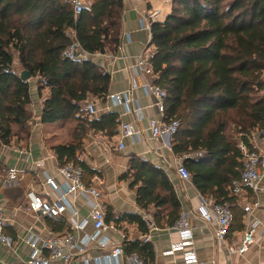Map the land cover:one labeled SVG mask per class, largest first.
<instances>
[{
    "label": "trees",
    "instance_id": "1",
    "mask_svg": "<svg viewBox=\"0 0 264 264\" xmlns=\"http://www.w3.org/2000/svg\"><path fill=\"white\" fill-rule=\"evenodd\" d=\"M162 22L150 25V66L154 84L165 91V123L179 121L171 137L172 154L184 159L190 183L202 197L218 203L234 198L232 181L243 169L237 148L250 147L264 130V0H171ZM122 0H90L75 18L70 0H0V142L9 143V125L30 120L31 103L26 71L37 93L49 90L40 114L42 124L76 119L74 139L89 132L109 138L117 134L118 114L99 117L85 106L104 100L110 76L91 60L80 63L63 57L73 31L82 51L93 56L116 52L121 40ZM79 144L53 149L60 167L74 163L84 181L95 173L77 158ZM2 167L0 166V174ZM136 188V203L164 211L166 227L180 214V204L164 173L132 157L123 176ZM86 180V179H85ZM231 212H232V208ZM155 221L160 219L157 215ZM128 222L147 233L135 215L106 216L114 226ZM124 254L135 253L144 264L153 251L141 241L122 244Z\"/></svg>",
    "mask_w": 264,
    "mask_h": 264
},
{
    "label": "crops",
    "instance_id": "2",
    "mask_svg": "<svg viewBox=\"0 0 264 264\" xmlns=\"http://www.w3.org/2000/svg\"><path fill=\"white\" fill-rule=\"evenodd\" d=\"M84 1L87 5L90 4V0ZM122 1L121 40L118 50L90 57L93 63L110 76L108 94L104 100L93 102L95 114L91 117L117 113L120 124L114 137L89 132L81 141L75 140L74 132L78 125L76 119L42 124L40 114L49 90L44 89L39 96L36 82L28 80L31 103L27 112L30 120L26 125H22L18 120L11 123L8 128V145L0 142V208L8 220L4 233L14 241L13 250L0 248V264H22L28 260L30 249L25 240L29 232L38 237L49 233L71 232L78 239L84 234H91L90 205L81 196H66L76 212L75 216L68 210L57 218L25 211L28 194L49 202L57 200L58 192L63 190L64 181L58 172L60 164L53 149L75 143L80 146L77 158L95 173L92 178L85 177L83 182L87 187H99L106 216L119 218L135 215L140 217L147 228V233L143 234L137 224L122 222L114 226L109 223L113 228L104 233L105 238L122 245L125 240L142 241L143 236L149 235L148 244L154 257L151 264H184L181 252H169L170 245L178 241V235L165 226L168 207L160 213L152 207L141 209L136 203V188H131L130 181L123 179L128 171L129 160L134 157L148 162L164 173L179 201L180 214L189 213L193 228L191 249L198 259L197 264H264V191L256 195L247 190L233 194L234 198L230 199L233 220L225 238V246L220 245L215 239V228L207 226L197 213L200 195L190 181H183L176 173L177 157L170 149L171 138L159 141L151 138L149 121L160 118L153 106L152 97L143 89L148 79L139 75L134 67L136 57L145 50H150L147 44V16L158 12L156 22L164 21L169 14L171 0ZM130 90V98L137 101L142 108L140 121L134 113H125L122 106L115 105L110 99L111 95L129 93ZM123 123H129L139 131V137L122 140L120 125ZM121 140L124 143L123 149L118 148ZM11 169L15 170V176L14 180L8 183ZM47 179H51L52 185L47 184ZM260 186L264 190V177ZM254 201H257L258 205L249 213H245L244 206ZM155 215L160 217L158 221L153 219ZM143 216L145 220L142 219ZM82 221L88 222L84 229L75 230L72 223ZM251 222H256L258 227L249 250L242 256L229 253L227 248L236 247L240 243L247 224ZM102 253L103 251L95 248L88 249L83 256L75 257L73 264H93V259Z\"/></svg>",
    "mask_w": 264,
    "mask_h": 264
},
{
    "label": "built area",
    "instance_id": "3",
    "mask_svg": "<svg viewBox=\"0 0 264 264\" xmlns=\"http://www.w3.org/2000/svg\"><path fill=\"white\" fill-rule=\"evenodd\" d=\"M70 1L73 5L74 17L76 18L82 9L87 6V3L84 0ZM157 14L158 12H152L147 16L148 47L151 41L150 25L156 22ZM68 36L70 37V44L64 50L63 57L74 63L90 60L91 55L81 50L75 39V33L70 31ZM151 57L152 51L145 50L136 57L134 68L139 75L148 79L143 89L147 95L152 97L153 106L156 108L160 118L159 120L153 119L149 121V131L151 138L159 141L165 138H171L179 127V121L174 120L170 123L163 121L166 94L164 90L153 83L155 77L152 74L150 66ZM130 92L131 90L129 93L111 95L110 99L115 105L122 106L125 113H134L137 120L140 121L142 108L137 101H133L130 98ZM85 109L89 116H94L95 107L93 103H87ZM120 131L122 140H133L139 137V131L129 123L121 124ZM122 140L118 143L119 149H123L124 147ZM250 142V147H247L241 141L237 144V148L242 155L243 169L239 179L231 182L230 191L234 195L246 190L254 195L264 191L260 186L261 179L264 177V130L257 131ZM183 163L184 159L177 158L175 170L183 181L189 182L190 175ZM58 172L62 176L64 184L63 190L58 192L57 200L49 202L33 194H28V204L25 211L27 213H37L43 217L57 218L68 210L72 216H75L76 212L72 209L66 196H81L90 205L89 218L92 221V232L91 234H84L79 239L71 232L64 234L49 233L43 237H38L34 233L29 232L25 243L30 249V255L28 260L22 264H73L75 257L83 256L91 248H95L101 252L103 251L99 257L93 259V264H119V262H124L125 264H144L135 253L125 255L120 243H115L105 238L104 233L113 227L106 223V208L99 187H87L82 179L83 172L81 168L72 162L60 167ZM14 176L15 170H9L7 182L13 181ZM47 184L52 185L51 179H47ZM257 205V201H254L253 203L245 205L243 211L249 213ZM197 213L207 226L215 228L216 241L220 245L225 246V238L233 220L230 205L227 202L218 203L212 197L199 196ZM142 219L145 220V217L143 216ZM7 222L8 220L3 210L0 208V248L13 250V239L4 233ZM87 223V221H82L80 223H72V225L75 230L82 231ZM257 227L258 224L256 222L247 224L240 243L236 247L227 248V251L240 256L244 255L253 244V236ZM170 230L178 235V241L170 245L169 252L171 254L181 252L184 264H197L198 259L191 249L193 228L189 213H181ZM262 230L264 231V227ZM149 241L150 236L145 235L141 242L148 243ZM106 249L108 250L105 251Z\"/></svg>",
    "mask_w": 264,
    "mask_h": 264
},
{
    "label": "water",
    "instance_id": "4",
    "mask_svg": "<svg viewBox=\"0 0 264 264\" xmlns=\"http://www.w3.org/2000/svg\"><path fill=\"white\" fill-rule=\"evenodd\" d=\"M22 81H28L30 79L29 74L26 71H23L19 75Z\"/></svg>",
    "mask_w": 264,
    "mask_h": 264
}]
</instances>
